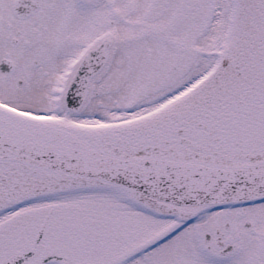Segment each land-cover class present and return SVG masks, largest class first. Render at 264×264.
Listing matches in <instances>:
<instances>
[{
	"label": "snow or ice",
	"instance_id": "1",
	"mask_svg": "<svg viewBox=\"0 0 264 264\" xmlns=\"http://www.w3.org/2000/svg\"><path fill=\"white\" fill-rule=\"evenodd\" d=\"M0 264H264V0H0Z\"/></svg>",
	"mask_w": 264,
	"mask_h": 264
}]
</instances>
